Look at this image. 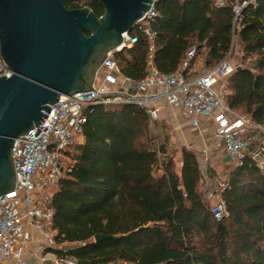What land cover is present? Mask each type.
<instances>
[{
  "label": "trees",
  "instance_id": "16d2710c",
  "mask_svg": "<svg viewBox=\"0 0 264 264\" xmlns=\"http://www.w3.org/2000/svg\"><path fill=\"white\" fill-rule=\"evenodd\" d=\"M62 3L74 10L71 0ZM155 12L160 73L177 72L191 47V66L203 55L204 66L213 67L237 40L251 66L229 77L225 103L264 124V0L245 7L235 24L230 5L210 0H159ZM147 54L142 36L118 53L123 76L141 80ZM156 124L136 105L92 108L84 141L66 153L69 164L52 195L57 248L44 253L80 264H264V176L249 160L229 171L221 193L226 214L216 221L193 150L180 149L179 173L169 160L157 174L166 141L154 143Z\"/></svg>",
  "mask_w": 264,
  "mask_h": 264
},
{
  "label": "built area",
  "instance_id": "2783aa9c",
  "mask_svg": "<svg viewBox=\"0 0 264 264\" xmlns=\"http://www.w3.org/2000/svg\"><path fill=\"white\" fill-rule=\"evenodd\" d=\"M158 1H153L131 32L122 34L121 45L106 54L90 90L71 97L60 96L39 127L14 140L15 186L0 196V264H31V258L35 264H80L73 258H58L44 250L57 247L52 195L59 189L66 153L79 143L87 115L95 106L136 105L150 121L179 130L185 128L190 134L199 135L203 142L208 139L211 148L195 150V154L207 198L216 199L211 208L216 221L226 214L221 193L227 183L216 173L218 162L227 163L232 170L249 160L264 176V124L231 111L225 103L229 77L238 66L249 68L232 60L230 53L237 52L234 42L228 55L213 67L194 71L190 61L195 57V47H191L177 72L160 73L153 60L156 33L151 28ZM210 1L218 7L230 5L235 24L242 10L255 0ZM138 36L146 39L148 54L145 75L135 81L123 76L116 55L131 49ZM11 74L0 54V77L9 78ZM225 156L229 157L227 162H223ZM34 242L35 251L31 250Z\"/></svg>",
  "mask_w": 264,
  "mask_h": 264
},
{
  "label": "water",
  "instance_id": "95a60500",
  "mask_svg": "<svg viewBox=\"0 0 264 264\" xmlns=\"http://www.w3.org/2000/svg\"><path fill=\"white\" fill-rule=\"evenodd\" d=\"M62 1L0 0V54L12 72L0 77V196L15 186L14 140L39 127L60 96L90 90L106 54L154 0H97L99 17L87 8L69 10Z\"/></svg>",
  "mask_w": 264,
  "mask_h": 264
},
{
  "label": "rangeland",
  "instance_id": "374dc122",
  "mask_svg": "<svg viewBox=\"0 0 264 264\" xmlns=\"http://www.w3.org/2000/svg\"><path fill=\"white\" fill-rule=\"evenodd\" d=\"M234 46L235 48H237V52L236 54H232L231 58L232 60L238 61L240 63H242L245 66L250 67L251 63L250 61L252 60H247V61H242V52H241V46L240 44H238L237 40H234ZM204 56L200 55L199 57L196 58L194 64L192 65V68L194 69V71H201L204 68ZM151 122H156L157 124L152 127L151 129V135L154 137V143L157 145H161L162 143H165L166 141V153L159 155V162H158V171L157 174H161V170L160 167H163L165 165V163H167L169 160L173 163V167H174V171L176 173H179L180 171V149L182 147H185L187 149H191L195 152V150H197V148H192L190 145V142L194 143V139L195 137L192 136V134H188L186 133L185 128L179 130H175L174 127H170L169 125L160 122V121H151ZM186 133V134H185ZM186 137H185V136ZM208 136V135H207ZM79 143L78 144H82L84 139L83 136L81 138L78 139ZM77 145V144H76ZM75 146V145H74ZM73 146V147H74ZM71 147L69 149V152L72 153V148ZM197 157V156H196ZM69 164V160L66 157L64 159V168ZM231 171L230 169V165H228L227 163H222V162H218V165L216 167V173L218 174V176L223 180L226 181L227 180V174L228 172ZM202 181V180H201ZM205 199L208 201L209 206L212 208L213 205L216 203V199H208V194L205 192L204 189V185L202 184L200 187ZM35 242L32 244V247H35ZM57 248V247H56ZM45 251V250H44ZM52 254V253H50Z\"/></svg>",
  "mask_w": 264,
  "mask_h": 264
},
{
  "label": "flooded vegetation",
  "instance_id": "af4514ba",
  "mask_svg": "<svg viewBox=\"0 0 264 264\" xmlns=\"http://www.w3.org/2000/svg\"><path fill=\"white\" fill-rule=\"evenodd\" d=\"M71 1L75 6L74 9L87 8L93 13L95 11L97 14L95 13L94 14L97 17L103 14V5L99 3V1L97 0H71Z\"/></svg>",
  "mask_w": 264,
  "mask_h": 264
},
{
  "label": "crops",
  "instance_id": "0c3cea01",
  "mask_svg": "<svg viewBox=\"0 0 264 264\" xmlns=\"http://www.w3.org/2000/svg\"><path fill=\"white\" fill-rule=\"evenodd\" d=\"M171 127V126H170ZM173 128V127H172ZM175 130H177L176 128H174ZM186 133H188L189 134V132L188 131H186ZM185 133V134H186ZM190 135V134H189ZM185 136V135H184ZM191 136V135H190ZM193 137H195V139H194V143H192V142H190V145H191V147L192 148H197V150L198 149H202V148H204V147H210L211 148V146H212V143L208 140V139H204V142L203 141H201L200 140V137H199V135H192ZM186 137V136H185ZM206 137V136H205ZM37 249V247L35 246V247H31V250H36ZM35 259H33V258H31V259H29V263H31V264H35Z\"/></svg>",
  "mask_w": 264,
  "mask_h": 264
}]
</instances>
